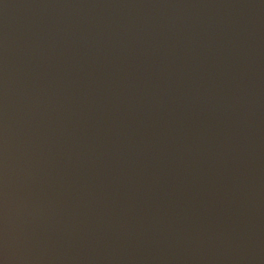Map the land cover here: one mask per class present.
<instances>
[{
	"label": "water",
	"instance_id": "obj_1",
	"mask_svg": "<svg viewBox=\"0 0 264 264\" xmlns=\"http://www.w3.org/2000/svg\"><path fill=\"white\" fill-rule=\"evenodd\" d=\"M0 264H264V0H0Z\"/></svg>",
	"mask_w": 264,
	"mask_h": 264
}]
</instances>
